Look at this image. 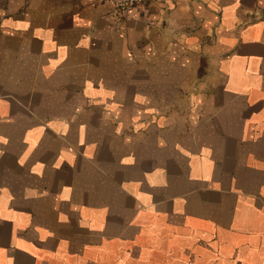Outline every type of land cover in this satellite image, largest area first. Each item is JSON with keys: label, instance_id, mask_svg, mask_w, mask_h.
<instances>
[{"label": "crops", "instance_id": "1", "mask_svg": "<svg viewBox=\"0 0 264 264\" xmlns=\"http://www.w3.org/2000/svg\"><path fill=\"white\" fill-rule=\"evenodd\" d=\"M0 264H264V0H0Z\"/></svg>", "mask_w": 264, "mask_h": 264}, {"label": "built area", "instance_id": "2", "mask_svg": "<svg viewBox=\"0 0 264 264\" xmlns=\"http://www.w3.org/2000/svg\"><path fill=\"white\" fill-rule=\"evenodd\" d=\"M115 5V13L121 14L133 5H141L145 0H109Z\"/></svg>", "mask_w": 264, "mask_h": 264}]
</instances>
